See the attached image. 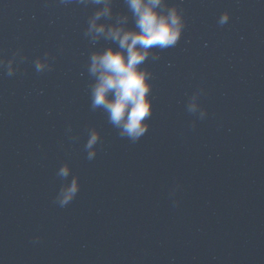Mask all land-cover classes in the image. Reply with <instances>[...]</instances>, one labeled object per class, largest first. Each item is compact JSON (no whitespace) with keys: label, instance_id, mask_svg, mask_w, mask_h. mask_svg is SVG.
Instances as JSON below:
<instances>
[{"label":"water","instance_id":"obj_1","mask_svg":"<svg viewBox=\"0 0 264 264\" xmlns=\"http://www.w3.org/2000/svg\"><path fill=\"white\" fill-rule=\"evenodd\" d=\"M109 3L97 25L135 26ZM173 4L132 140L92 107L91 55L119 47L89 31L104 4L0 0V264H264V0Z\"/></svg>","mask_w":264,"mask_h":264},{"label":"clouds","instance_id":"obj_2","mask_svg":"<svg viewBox=\"0 0 264 264\" xmlns=\"http://www.w3.org/2000/svg\"><path fill=\"white\" fill-rule=\"evenodd\" d=\"M68 3L70 0H62ZM104 4L101 11L93 16L89 31L105 34L107 38L117 42L119 47H108L102 53L91 55L89 72L95 76L92 87V107H102L109 114L110 122L121 128L122 134L132 140L139 139L148 129L145 122L152 112V101L148 96L151 88L147 68L140 65L146 60L152 48H167L180 39L184 21L182 13L173 4L162 10L164 0H126L127 7L135 21L134 27H126L125 23H114L106 26L97 25L101 14L110 12L109 0H95ZM229 17L226 11L221 14L219 23L223 25ZM126 22L128 17H123ZM43 67V62H37V70ZM98 133L93 131L88 141V147L97 141ZM94 153L89 154L91 159ZM59 174L68 175V168L62 167ZM78 191V183L73 180L63 193L61 206L67 204Z\"/></svg>","mask_w":264,"mask_h":264}]
</instances>
